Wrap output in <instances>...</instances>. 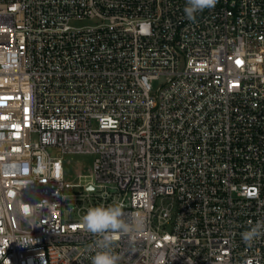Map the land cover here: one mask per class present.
<instances>
[{"label": "built area", "instance_id": "obj_1", "mask_svg": "<svg viewBox=\"0 0 264 264\" xmlns=\"http://www.w3.org/2000/svg\"><path fill=\"white\" fill-rule=\"evenodd\" d=\"M185 4L0 0V264H91L113 203L120 264H264V0Z\"/></svg>", "mask_w": 264, "mask_h": 264}, {"label": "clouds", "instance_id": "obj_2", "mask_svg": "<svg viewBox=\"0 0 264 264\" xmlns=\"http://www.w3.org/2000/svg\"><path fill=\"white\" fill-rule=\"evenodd\" d=\"M217 2L218 0H186L183 10L185 18L195 22L198 13L214 8ZM81 223L95 237V252L91 255V264H120L122 257L114 248V238L117 234L137 230L140 221L125 219L123 205L113 203L88 208L81 217ZM240 235L243 243L251 247L257 239L264 237V220L256 221Z\"/></svg>", "mask_w": 264, "mask_h": 264}, {"label": "rangeland", "instance_id": "obj_3", "mask_svg": "<svg viewBox=\"0 0 264 264\" xmlns=\"http://www.w3.org/2000/svg\"><path fill=\"white\" fill-rule=\"evenodd\" d=\"M96 19H85L79 22H74L76 26H93L97 24ZM160 82L155 83V89L159 86ZM59 153V150H54L52 154L56 155ZM95 156L92 154H67L65 155V169H66V180L67 188L71 191L80 190L78 184L84 183V176L90 173V167L93 164ZM81 175V177L79 176ZM71 218H75L76 215L74 212H71Z\"/></svg>", "mask_w": 264, "mask_h": 264}, {"label": "snow or ice", "instance_id": "obj_4", "mask_svg": "<svg viewBox=\"0 0 264 264\" xmlns=\"http://www.w3.org/2000/svg\"><path fill=\"white\" fill-rule=\"evenodd\" d=\"M251 194V193H250Z\"/></svg>", "mask_w": 264, "mask_h": 264}]
</instances>
